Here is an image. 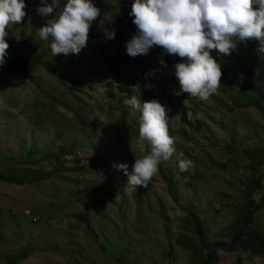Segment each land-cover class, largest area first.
Masks as SVG:
<instances>
[{"label":"rangeland","instance_id":"374dc122","mask_svg":"<svg viewBox=\"0 0 264 264\" xmlns=\"http://www.w3.org/2000/svg\"><path fill=\"white\" fill-rule=\"evenodd\" d=\"M25 3L27 15L7 29L10 39L14 44L22 40L26 50L34 47L38 53L42 49L46 51L48 41L40 38L37 29L44 26L51 15H38L40 0H25ZM115 14L108 11L97 24L111 23ZM94 31L91 27L90 32ZM49 56L52 63L67 61L68 57L75 60L77 66L74 69H80L77 86L82 92L71 90V105L67 104L65 98L69 95L65 91L71 83L67 81L62 85L52 80L51 73L42 67L29 71L31 79L11 73L0 83V172L5 169L21 171V165L34 171H54L61 164L65 170H70L55 171L48 180L32 186L0 183V264H3V258L15 257L25 248L29 255L17 264H190L188 251L176 242V239L184 241L191 237L181 229L185 211L190 208L205 215L209 242L225 240L221 233L236 217L234 209L229 207L240 204L239 180L245 165L240 155L235 158L228 152L227 146H240L246 150L248 146L260 144L262 136L258 133L264 132L262 114L252 108L236 106L240 95L230 88L227 93L215 92L210 100H201L196 113L187 114L191 127L181 121L180 112L173 108L170 125L176 151L169 158L168 166H163L166 177L172 179L171 190L159 172L149 181L147 190L131 186L123 171L112 170L107 157L100 160L95 152L96 147L106 146L104 136L99 135L98 122H93L87 130L78 127L79 131H75L69 126L74 122L69 121L72 116L68 115L75 99L87 104L88 108L93 105L96 110L103 106L111 109L118 99V95L116 98L110 96L106 79L100 80L98 72L84 59L96 58L103 63L106 58L114 70L118 64L122 65L119 81L129 84L123 59L116 49L107 50L94 39L88 40L87 47L78 56L59 54L53 57L51 51ZM241 60L248 62L246 58ZM239 62L241 64L231 71L238 75L237 79H242L244 74L240 70L244 64ZM144 84L150 85L148 88L151 89L150 82ZM129 88L136 90L135 86ZM164 90V85L159 84L154 88L156 97L142 100L160 101ZM167 103L174 104L171 97ZM101 111L96 112L99 113L98 120L107 122V114ZM137 115L140 114L137 112ZM194 119L202 122L201 129L197 130ZM85 123H88L87 119ZM244 130L258 138H246ZM60 144L74 147L76 156L83 160L86 175L73 166V156L57 160L46 156L48 152H57ZM125 147L130 172L134 160L147 152L134 142ZM119 150L120 147L112 151L113 159L122 158ZM7 158L14 162L8 164ZM94 159L99 163L95 164ZM179 159L193 161V167L184 171V175L174 171ZM231 159L236 163L231 164ZM108 168L112 173L106 172ZM65 181L69 182L66 187ZM90 186H106L107 199L99 191L93 193L96 197L84 196L85 189ZM55 191L58 193L53 194ZM74 191L79 192L78 201L70 203L69 195ZM253 197L255 201L260 199L258 193ZM144 209L149 213H137ZM49 211L58 214L49 217ZM258 220L264 224V210L259 212ZM219 257V264H264L259 257L246 258V255L237 256L222 250ZM237 257L241 262H237Z\"/></svg>","mask_w":264,"mask_h":264},{"label":"clouds","instance_id":"9594fccd","mask_svg":"<svg viewBox=\"0 0 264 264\" xmlns=\"http://www.w3.org/2000/svg\"><path fill=\"white\" fill-rule=\"evenodd\" d=\"M40 2L38 15H51V18L37 29L38 35L42 40L48 41L46 51H51L53 57L59 54L78 56L87 47L88 40L94 39L97 44H104L107 50L116 49L123 59L129 84H121L119 81L122 65L118 64L114 70L112 63L106 58L103 63L96 58L84 59L92 70L98 72L100 80L106 79L110 96L113 94L111 97L116 98L118 95V99L111 105V109L103 106L102 111L100 108L96 110L92 105L88 110L82 111L80 116H76V113L69 120L74 123L69 126L75 131L87 130L93 122H98L99 135L104 136L106 146L100 149L96 147L95 152L99 154L100 160L106 156L108 163H112V170L117 168L123 171L127 184L135 187L146 188L158 173L161 162L162 166H168L169 158L176 151L170 125L173 108L180 112L184 123L180 102L188 108L185 117L189 121L187 114H195L196 108H200L198 104H201V100H210L215 92H221L222 62L228 63L227 59L242 42H258L256 52L264 54V0H124L125 8L124 4L117 6L114 0ZM98 2L102 4L99 6ZM130 2L131 6L127 8ZM25 9V0H0V67L5 63L9 48L7 41L14 44L7 29L23 20L27 15ZM111 10L116 14L111 23L104 24L108 28L105 30V26L97 24V21ZM122 10L125 11L124 20L128 28L121 32L116 19L122 14ZM91 27L96 31L90 32ZM117 38L119 41L114 44ZM48 44L51 50H48ZM67 61H73L72 64L77 66L71 57ZM96 62L98 65L94 66ZM50 63L52 65V61ZM104 70L110 73L105 75ZM232 74L237 79L238 75ZM28 77L31 79L29 72ZM146 82L151 83V89L148 88L150 85L144 84ZM159 84L165 88L160 101H143L142 99L156 97L154 88ZM129 86H135L136 90ZM163 97H168L165 102ZM170 97L174 104L167 103ZM68 98L71 100L70 95ZM119 101L125 108L114 107ZM76 102L83 103L75 99L72 105ZM100 111L107 114V122L98 120ZM85 119L88 123H85ZM129 137L132 139L128 140ZM129 142L138 144L141 149H150L149 154L134 160L130 172L128 159L125 157V145ZM60 145L75 151L73 146ZM118 147L122 158L115 160L112 151ZM178 166L184 172L193 167V161L181 160ZM106 172L112 173L110 168ZM57 193L55 191L53 194ZM76 195H79L78 191L72 192L69 198ZM61 196L62 194L59 195V200L62 199ZM26 213L27 216L30 215L29 211Z\"/></svg>","mask_w":264,"mask_h":264},{"label":"trees","instance_id":"16d2710c","mask_svg":"<svg viewBox=\"0 0 264 264\" xmlns=\"http://www.w3.org/2000/svg\"><path fill=\"white\" fill-rule=\"evenodd\" d=\"M103 1V0H98ZM117 6H122L125 8L124 0H114ZM131 3L127 4V8H130ZM99 6L102 3H99ZM108 5H103L107 7ZM120 9V8H119ZM125 11L122 10V14L119 15L116 19V25L119 31H124L128 28V24L124 20ZM19 30H22L20 28ZM119 39H115L113 42L116 44ZM9 48L7 49V55L5 57V63L0 67V82L4 80L11 73H20L25 77H28V72L36 69L37 67H45L48 72L51 73L53 80H57L62 85H65L67 81L71 83V87L65 91L68 95L71 93V90L81 93L80 87L77 86L80 83V78L77 77L80 69H74L73 61H54L51 65V58L49 53L44 49L39 50V53L35 51L34 47L32 49H25L24 42H19L12 44L10 41ZM258 42L256 41H244L238 45L237 49L234 50L228 63L222 62V91L227 93V89L236 91L240 96L237 99L235 105L243 109H255L262 114L264 118V54H258L256 48ZM48 50H51L50 44H48ZM242 59L246 58L248 62H243ZM244 64L242 70H240L244 77L242 79H236L231 72V68L236 65ZM89 64V63H88ZM98 65V62L94 63V66ZM248 66V68H247ZM105 75L110 73L107 70H104ZM107 72V73H106ZM225 72V75L223 74ZM247 77V78H245ZM228 78V80H227ZM228 82V83H226ZM111 84V83H108ZM90 89V87L87 85ZM122 89V88H120ZM221 91V92H222ZM113 96V94H111ZM67 104L71 105V100L65 98ZM114 107H123L121 101L116 103ZM71 113L68 112V115L76 116L81 114L82 111L88 110V106L85 103L76 102L71 106ZM180 109L183 113L182 120L184 123L188 124L190 127L192 124L190 121L186 120V112L188 108L185 104L180 102ZM87 117V116H86ZM84 117V118H86ZM79 118V117H76ZM94 121V119H92ZM194 123L196 124L197 130L201 129L202 122L195 119ZM246 138L254 137L257 139L256 135H253L251 132H246ZM259 136H262V141L260 144L252 147L248 146V149L242 150L240 146H227L228 152L232 155H240L241 161L244 160L245 165H243L244 174L241 176L239 183L240 188V204L239 206H230V209H234L235 218L231 225L226 226L221 235L225 240H215L209 242L208 239V225L205 221V215L199 213L198 211L190 208L185 211L186 216L181 221L182 230L191 235L190 238L181 241L176 239V242L182 246L186 251H188L190 256V264H219L221 257H219V251L222 250L226 253H234L237 256L246 255V258H261L264 260V224H261L258 220L259 212L264 210V132L260 131ZM236 141V139H234ZM147 154L150 153V149L146 150ZM188 155L190 153L188 150L185 151ZM53 156L60 158L65 156H73L71 159L74 167L77 168L83 175H86L84 171L83 160L79 159L76 156L75 151L71 148L68 149L66 146L59 145L58 152L56 153H47V157ZM8 164H12L14 161L7 158ZM94 163L98 164V160L94 159ZM235 159H231L230 163H236ZM178 160L174 171L184 175V172H181L179 169ZM17 164V163H14ZM163 162L159 165V174L163 177L168 190H171L172 179L166 177L164 169L162 166ZM63 165V164H62ZM13 166V165H12ZM18 166V165H17ZM27 165H21L23 168L21 171L5 169V172H0V183L7 185H35L42 181H46L50 178L53 172L57 171L58 173L68 171L70 169H64L61 164H59L55 170H45V171H34L26 167ZM154 179V176L152 177ZM63 185L66 187L69 185V182H63ZM189 186L193 187L190 183ZM99 188V189H98ZM90 186L84 191V196L88 198L94 196L95 191L102 193L103 198L107 199L106 195V186L101 187ZM195 188V187H193ZM147 190V188H146ZM144 191V189L142 190ZM258 193L260 195L259 201H255L254 195ZM96 197V196H94ZM62 198V196H61ZM78 201V196L72 197L70 202ZM107 205L110 206L109 203ZM148 212L147 209L142 211H137V213ZM149 213V212H148ZM151 214V213H150ZM56 211H49V217H56ZM138 218V217H137ZM140 220V219H138ZM164 223V221H162ZM29 255V251L25 248L23 251L19 252L15 257L3 258V264H17L22 260H25ZM237 262H241V258L237 257Z\"/></svg>","mask_w":264,"mask_h":264}]
</instances>
